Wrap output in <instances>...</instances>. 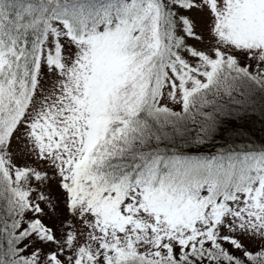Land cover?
<instances>
[{"label": "snow or ice", "instance_id": "obj_1", "mask_svg": "<svg viewBox=\"0 0 264 264\" xmlns=\"http://www.w3.org/2000/svg\"><path fill=\"white\" fill-rule=\"evenodd\" d=\"M256 131L264 0H0V264H264Z\"/></svg>", "mask_w": 264, "mask_h": 264}, {"label": "rangeland", "instance_id": "obj_2", "mask_svg": "<svg viewBox=\"0 0 264 264\" xmlns=\"http://www.w3.org/2000/svg\"><path fill=\"white\" fill-rule=\"evenodd\" d=\"M189 43H194V41H189ZM261 125L259 123H257L255 125V129H260ZM256 136L259 138V137H264V132H260V131H256ZM20 161H18L19 163Z\"/></svg>", "mask_w": 264, "mask_h": 264}]
</instances>
